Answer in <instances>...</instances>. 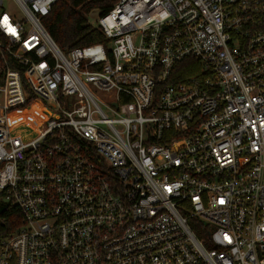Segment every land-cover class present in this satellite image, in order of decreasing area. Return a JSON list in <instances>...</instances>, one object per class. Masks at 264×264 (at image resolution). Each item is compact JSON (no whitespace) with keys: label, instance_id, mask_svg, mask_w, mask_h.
Returning a JSON list of instances; mask_svg holds the SVG:
<instances>
[{"label":"built area","instance_id":"obj_1","mask_svg":"<svg viewBox=\"0 0 264 264\" xmlns=\"http://www.w3.org/2000/svg\"><path fill=\"white\" fill-rule=\"evenodd\" d=\"M56 1L0 0V264H264V0H116L67 52Z\"/></svg>","mask_w":264,"mask_h":264},{"label":"trees","instance_id":"obj_2","mask_svg":"<svg viewBox=\"0 0 264 264\" xmlns=\"http://www.w3.org/2000/svg\"><path fill=\"white\" fill-rule=\"evenodd\" d=\"M115 2L116 0H57L50 12L42 19V24L52 40L64 52L75 47L105 42L98 28L90 26L87 17L91 13H96L98 16L105 15ZM192 61L194 60L187 59L180 64L183 66L181 76L195 74L186 66ZM194 63L198 66V62ZM1 80L0 75V82ZM13 117L26 122L33 120L35 123L43 119L39 115L37 103L15 113ZM12 124L17 126L23 123L20 120H12ZM0 220H3V223H0V237H3L13 232L20 224L21 214L15 207L0 201Z\"/></svg>","mask_w":264,"mask_h":264},{"label":"rangeland","instance_id":"obj_3","mask_svg":"<svg viewBox=\"0 0 264 264\" xmlns=\"http://www.w3.org/2000/svg\"><path fill=\"white\" fill-rule=\"evenodd\" d=\"M8 8L11 11H17L16 10V6L14 5L13 2L9 1L8 3ZM88 23L90 24V26L97 28L98 27V15L96 13H91L88 17H87ZM97 96L100 98H103V95L100 93H97Z\"/></svg>","mask_w":264,"mask_h":264},{"label":"bare ground","instance_id":"obj_4","mask_svg":"<svg viewBox=\"0 0 264 264\" xmlns=\"http://www.w3.org/2000/svg\"><path fill=\"white\" fill-rule=\"evenodd\" d=\"M36 123H37V122H36ZM36 123H35V124H36Z\"/></svg>","mask_w":264,"mask_h":264}]
</instances>
